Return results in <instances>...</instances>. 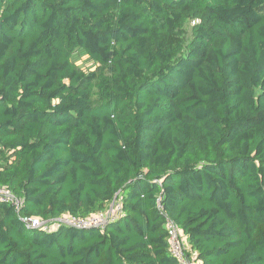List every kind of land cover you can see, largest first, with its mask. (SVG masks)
I'll return each instance as SVG.
<instances>
[{
    "label": "trees",
    "instance_id": "1",
    "mask_svg": "<svg viewBox=\"0 0 264 264\" xmlns=\"http://www.w3.org/2000/svg\"><path fill=\"white\" fill-rule=\"evenodd\" d=\"M0 186V264H264V0H0Z\"/></svg>",
    "mask_w": 264,
    "mask_h": 264
},
{
    "label": "built area",
    "instance_id": "2",
    "mask_svg": "<svg viewBox=\"0 0 264 264\" xmlns=\"http://www.w3.org/2000/svg\"><path fill=\"white\" fill-rule=\"evenodd\" d=\"M0 202H5L14 206L19 212L22 200L17 199L10 190L6 187L0 186ZM120 210L119 202H112L108 211L99 212L88 216L87 218H77L70 214H64L55 222L60 225L73 227L76 229H85L91 227H103L109 219H114ZM22 221L27 224L29 228L47 229L52 223L50 221H43L39 218H22ZM54 221V220H53ZM167 234V247L169 254L175 258L178 264H201L197 252L193 251L187 241V237L181 228L169 218L166 219L164 224Z\"/></svg>",
    "mask_w": 264,
    "mask_h": 264
},
{
    "label": "rangeland",
    "instance_id": "3",
    "mask_svg": "<svg viewBox=\"0 0 264 264\" xmlns=\"http://www.w3.org/2000/svg\"><path fill=\"white\" fill-rule=\"evenodd\" d=\"M191 29H192V22H188L185 25V27H184V38H183V42H184L185 45L188 43V41L192 37V31H191ZM75 59L77 61V65L81 66L84 69H87V68L91 67V62H90V60L86 56H84V55H82V56L76 55L75 56ZM111 205H112V203H110L108 206L110 207ZM108 206H107V209L104 210L103 212L109 210V207ZM50 222L52 224L49 225L47 227V229L50 228V230H55V229L58 228V224L55 222V220L54 221H50Z\"/></svg>",
    "mask_w": 264,
    "mask_h": 264
}]
</instances>
